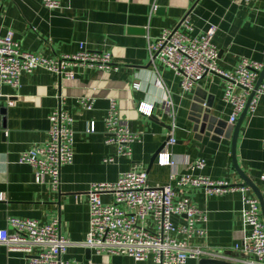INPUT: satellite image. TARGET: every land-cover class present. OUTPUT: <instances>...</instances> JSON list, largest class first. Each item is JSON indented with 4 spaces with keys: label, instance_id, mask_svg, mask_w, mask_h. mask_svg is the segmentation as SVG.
Wrapping results in <instances>:
<instances>
[{
    "label": "crops",
    "instance_id": "obj_1",
    "mask_svg": "<svg viewBox=\"0 0 264 264\" xmlns=\"http://www.w3.org/2000/svg\"><path fill=\"white\" fill-rule=\"evenodd\" d=\"M186 15L191 37L199 36L209 25L216 27L213 44L222 72L233 73L244 59L264 67V0H66L59 10L46 9L42 0H0V36L11 30L22 50L56 58L77 52L83 44L89 51L109 52L117 66L116 71L106 74L75 66L70 69L71 80L37 69L23 74L18 88L0 84V229L8 228L9 218L33 219L40 224L56 220L60 235L72 244L62 256L64 260L77 264H153L151 260L135 263L124 256L87 253L83 243L91 184H111L133 170L145 172L149 186L161 187L169 184L171 174L180 175L186 171V164L203 159L205 167L200 174L246 185L232 162L231 135L214 140L212 135L194 133L188 121L190 107L200 93L211 99L210 115L227 123L231 108L222 101L225 80L208 74L192 91L183 93L179 78L170 69L157 60L150 63L148 44L155 43L165 30L176 28ZM167 98L175 108L176 143L170 149L176 161L174 168L150 163L170 132L171 121L161 109ZM85 99L90 102L88 110L81 104ZM110 100L116 102L130 130L139 135L129 157H118L115 147L105 143L103 119ZM141 104L152 105L150 116L139 113ZM58 107L73 119V160L61 168L60 186L52 191L45 184H37L31 168L19 165L17 159L22 152L47 141L49 116ZM90 123H94L93 133L86 132ZM110 158L112 162L107 161ZM235 159L240 172L260 193L264 99L254 115H246L241 124ZM176 194L177 199L186 197L207 213L206 236L193 238L190 245L209 247L220 256L213 260L242 264V255L234 246L249 230L240 220V193L206 196L200 189L188 188ZM111 199L109 194L101 195L104 203ZM171 222L183 224L184 218L172 216ZM147 223L152 229V220ZM202 259H190L188 264H201ZM0 264H26V258L0 244Z\"/></svg>",
    "mask_w": 264,
    "mask_h": 264
},
{
    "label": "built area",
    "instance_id": "obj_2",
    "mask_svg": "<svg viewBox=\"0 0 264 264\" xmlns=\"http://www.w3.org/2000/svg\"><path fill=\"white\" fill-rule=\"evenodd\" d=\"M65 1L42 0V5L49 10H59ZM190 30L186 15L177 29L162 32L155 43L148 44L150 63L157 60L170 69L179 78L183 93L192 91L208 74L222 77L226 82L222 101L231 108L227 124L234 126L246 107L263 64L244 59L233 73L222 72L217 66L218 50L213 44L216 27L209 25L195 37L187 34ZM75 66L103 74L117 70L109 52L89 51L83 44H79L78 51L73 54L44 58L22 50L11 30L0 36V84L18 88L20 77L37 69L71 80L74 76L70 69ZM237 89L239 92H235ZM261 99H264V78L248 104L246 115H254ZM89 103V99L81 102L87 110L90 109ZM161 109L170 119L171 128L156 162L159 166L174 168L176 161L170 149L176 143L175 108L170 98L162 101ZM138 111L150 116L152 105L141 104ZM49 123L47 141L22 152L17 163L31 168L37 184H45L57 191L61 168L73 160V119L58 107L50 114ZM103 125L105 143L115 147L118 157H129L131 145L139 141V135L130 130L127 120L120 117L114 100H110ZM94 130V123H90L86 132L93 133ZM186 166L184 173L171 174L169 184L161 187L149 186L147 174L133 170L111 184H91L87 192L88 231L83 246L97 256H124L135 263L151 260L153 264H188L190 259L220 258L207 246L190 245L193 238L206 236L207 213L196 208L186 197L177 199L176 192L188 188L200 189L206 196L239 192L240 220L249 233L234 246V250L242 255V264H264V221L258 198L244 184L212 180L200 174L205 167L203 159L191 161ZM260 181L264 206V175ZM104 194L111 195L110 202L101 200ZM172 216L184 218V223L174 225ZM148 219L152 220V229L148 226ZM7 224L8 228L0 229V244L8 252L23 254L26 264H77L62 259L72 244L60 235L56 220L40 224L33 219L9 218Z\"/></svg>",
    "mask_w": 264,
    "mask_h": 264
},
{
    "label": "water",
    "instance_id": "obj_3",
    "mask_svg": "<svg viewBox=\"0 0 264 264\" xmlns=\"http://www.w3.org/2000/svg\"><path fill=\"white\" fill-rule=\"evenodd\" d=\"M177 29V26L176 28ZM264 78V67L262 71L259 74V77L255 83L253 91L250 93V96L248 98L247 104L243 112L241 113L237 123L234 126H229L225 121L218 120L216 117L210 115V98L204 97L203 95H200V93H196V97L193 100V104L190 107L189 110V118L188 121L192 124V131L194 133H198L199 135L205 134V136L212 135V139L217 140L220 137H226V135H231V151H232V162L234 165V168L236 170V173L240 176V178L244 181V183L249 186L254 193L256 194L259 202L260 207L262 211V217L264 221V206L262 202L261 195L259 191L255 188V186L248 181V179L240 172L238 169L236 159H235V148H236V142L239 135V129L241 127V124L246 116L248 104L252 97L254 96L255 91L257 90L260 82ZM228 128V132L226 133V129ZM160 150H158L151 158V164L156 161L157 154ZM87 253H89V250L87 249ZM201 264H226L222 261H217L213 259H202L200 261Z\"/></svg>",
    "mask_w": 264,
    "mask_h": 264
},
{
    "label": "rangeland",
    "instance_id": "obj_4",
    "mask_svg": "<svg viewBox=\"0 0 264 264\" xmlns=\"http://www.w3.org/2000/svg\"><path fill=\"white\" fill-rule=\"evenodd\" d=\"M235 92H237V91H235Z\"/></svg>",
    "mask_w": 264,
    "mask_h": 264
}]
</instances>
